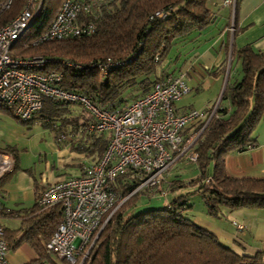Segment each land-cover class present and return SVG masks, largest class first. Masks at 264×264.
I'll return each mask as SVG.
<instances>
[{
    "label": "trees",
    "instance_id": "16d2710c",
    "mask_svg": "<svg viewBox=\"0 0 264 264\" xmlns=\"http://www.w3.org/2000/svg\"><path fill=\"white\" fill-rule=\"evenodd\" d=\"M24 1L13 0L5 16L14 15ZM62 1L43 0L30 32L15 41L11 54L41 55L82 65L76 70L51 63L44 69L61 71L60 84L64 88L89 96L98 106L118 111L146 93L157 79L173 74L162 76L157 72L172 44L212 21L208 0H102L92 14L81 16L92 23L91 33L32 44L33 38L49 25ZM156 11L163 12V18L156 17ZM235 54L242 76L234 83L226 81L214 114L193 144L199 175L190 183L197 185L206 212L212 216L218 214L222 205L231 209L264 208V177H232L225 171V156L252 145L251 133L264 118V51H254L248 44ZM106 57L126 62L105 75L95 66L88 67ZM66 104L70 103L44 99L35 114L51 120ZM0 112L13 114L1 101ZM34 115L29 120H19L29 123ZM87 121L81 125L87 142L77 147L95 154L97 160L108 144L110 133L87 131ZM203 123V119H196L183 132L197 130ZM11 150L12 147L5 149ZM132 179L131 172L117 177L115 188L121 190L122 196L133 188ZM168 186L171 192L178 187L171 180ZM150 191L145 189L141 193L148 197ZM141 193L130 195L112 213L81 264H264L262 252H237L194 222L193 215L187 213L191 205L184 194L172 197L162 207L134 213ZM38 196L23 214L16 212L20 227L15 230L3 227V238L11 248L22 242L32 247L36 256L24 264H59L51 258L45 243L61 219V206H41L37 203ZM11 214L0 209V217Z\"/></svg>",
    "mask_w": 264,
    "mask_h": 264
},
{
    "label": "built area",
    "instance_id": "2783aa9c",
    "mask_svg": "<svg viewBox=\"0 0 264 264\" xmlns=\"http://www.w3.org/2000/svg\"><path fill=\"white\" fill-rule=\"evenodd\" d=\"M101 1L63 0L49 25L33 38L32 44L91 33L92 23L81 16L92 14ZM12 3L13 0H0V101L21 120H29L39 111L44 99L78 104L89 115L87 131L110 133L100 158L85 165L82 174L49 184L37 199L41 206H61V219L46 241V249L69 264H81L109 217L126 198L145 189L164 197L167 191L162 184L168 168L180 159L196 161L193 144L217 104L210 110L191 108L176 112L175 102L189 91L184 74L177 73L157 79L146 93L132 100L122 111L98 106L89 96L64 88L60 84L61 71L44 69L51 63L76 70L82 65L41 55L17 57L11 54L15 41L27 35L43 0H25L14 15L7 17ZM222 4L230 8V31H233L236 0H222ZM154 14L158 18L164 16L161 11ZM125 62L106 57L88 67L95 66L105 75ZM196 119H203V125L184 133L186 125ZM64 137L61 135L59 139ZM11 167L10 158L0 152V176ZM127 172L132 173L134 186L122 196L121 190L115 188L116 179ZM237 227L243 228L242 225ZM8 249L0 223V264H11Z\"/></svg>",
    "mask_w": 264,
    "mask_h": 264
},
{
    "label": "crops",
    "instance_id": "0c3cea01",
    "mask_svg": "<svg viewBox=\"0 0 264 264\" xmlns=\"http://www.w3.org/2000/svg\"><path fill=\"white\" fill-rule=\"evenodd\" d=\"M207 5L212 12V21L172 44L169 52L175 49V54H171L157 70L162 76L167 73L184 74L189 91L175 102L174 108L178 113L191 108L210 110L218 104L226 81L234 83L242 76L240 60L235 54L240 47L249 44L254 51H264V0H236L233 31H230V8L224 6L222 0H208ZM192 89L194 94H190ZM205 89L211 93L198 101L199 94ZM62 107L63 110L59 109L51 120L40 113L34 115L33 121L39 125L37 133L30 129L19 130L18 126L10 134L5 129L0 130V142L1 138L7 142L0 143V151L12 162L11 170L0 176V209L12 212L0 217L2 227L14 230L20 227V217L16 212L23 214L46 186L66 176L82 174L83 167L97 158L95 154L77 147L87 142L81 125L87 121L88 113L80 110L81 106L80 109L73 108L71 104ZM2 113L0 122L5 120V115L16 119L14 114ZM61 135L65 137L59 139ZM251 138L252 145L225 156V171L229 176L264 177V118L255 125ZM7 147L13 150L7 152ZM174 164L165 174L163 183L167 195L164 198L170 190L169 169ZM180 192L174 191L172 197L182 194ZM153 194L156 195L150 191V195ZM223 206H220L223 211L219 210L215 216L202 208L192 218L237 252H262L264 261V208L231 209ZM238 224L245 228L238 229ZM35 256V251L26 242L8 249L11 264H24Z\"/></svg>",
    "mask_w": 264,
    "mask_h": 264
},
{
    "label": "rangeland",
    "instance_id": "374dc122",
    "mask_svg": "<svg viewBox=\"0 0 264 264\" xmlns=\"http://www.w3.org/2000/svg\"><path fill=\"white\" fill-rule=\"evenodd\" d=\"M30 30H31V28H29L27 30V34L30 32ZM171 54H175V49L171 50V52H168V55L162 61V65L167 61L168 57H170ZM234 63H235V61H233V64H231L232 68L234 66ZM239 67H240V64H239ZM240 71H241V69H240ZM188 83H190V82H188ZM194 91L195 90L192 89L190 94H194L195 93ZM210 93H211V90L210 91H208L207 89L203 90L198 96V101L203 99L204 97L206 98V96H209ZM71 105L73 108H78V109L81 108L77 104L72 103ZM80 110H82V108ZM84 113H86L85 110H84ZM0 114L4 115L2 112ZM5 117H6V118H4L5 120H3V122H0V125H1L0 130L5 129L8 134L12 133V129H16L15 126H18L19 130H21V128H23L22 130H24V131L30 129V130H32L33 133H37L39 131L38 130L39 125L37 124V122H35L33 120L29 123H24V122H21L17 117H16V119H15V117L12 118V117L7 116V115H5ZM1 142L4 144L7 143L5 138H1ZM198 175H199V170H198L196 164L192 161L187 160V159H180V160L176 161V163L173 165V167H171L169 169V180L173 181L174 186H178V187H175L173 192L181 190L180 193L184 194L187 197V200L191 205V207H189V209L187 210V213L192 214V215L195 213H200L202 208L204 210H206V207L203 203V199H202L200 193L197 191V185L196 184L193 185L190 183V181L192 179L196 178ZM162 187L164 188V183L162 184ZM173 192L169 191L167 198H164L163 196H157L154 194L149 195V197H147L145 194L141 193L138 197V200L136 201L135 207L133 208V212L138 213L140 211H143L145 209H149L152 207H160V206L162 207L163 205L166 204L167 200L172 198ZM221 209L222 208L219 207V210H221ZM222 211H223V209H222ZM238 225H241V224H238ZM244 228L245 227L243 226L242 229H244ZM50 256L52 259L57 261L59 264H65V262L63 260H61L60 258L55 256L54 254H52Z\"/></svg>",
    "mask_w": 264,
    "mask_h": 264
}]
</instances>
